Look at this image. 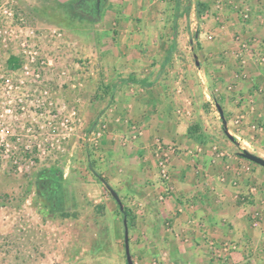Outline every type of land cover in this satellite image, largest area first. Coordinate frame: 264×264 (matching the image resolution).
Masks as SVG:
<instances>
[{
	"label": "rangeland",
	"instance_id": "1",
	"mask_svg": "<svg viewBox=\"0 0 264 264\" xmlns=\"http://www.w3.org/2000/svg\"><path fill=\"white\" fill-rule=\"evenodd\" d=\"M202 1L210 4L206 15L199 19L198 0H185L181 9L192 3L191 10L174 23L176 0H106L94 18L80 0H0V30H7V47L0 44V264H127L125 219L134 264H184L177 253L193 247L196 230L189 234L177 220L182 213L172 176L180 156L194 160L197 176H216L219 187L231 189L226 179L233 175V191L217 193L218 203L232 220L240 208H252L245 220L259 229L264 187L258 179L248 180L247 191L241 185L249 167L261 166L240 153L264 159V110L251 94L253 73L264 65V0ZM253 6L263 13L255 23L263 33L254 37L244 29L253 22L239 16ZM197 32L204 36L198 49ZM253 39L255 52L244 51L243 67L240 45ZM169 46L159 108L152 100L159 93L146 78ZM11 56L20 60L17 69L7 66ZM143 79L142 85L130 81ZM195 124L207 136L203 145L186 143ZM161 149L170 159V192L159 176ZM42 172L55 178L44 196L38 193ZM154 173L162 181L155 186L148 182ZM125 208L134 219L130 228ZM224 234L203 235L209 257L202 264H235L240 239ZM233 243L239 250L227 252Z\"/></svg>",
	"mask_w": 264,
	"mask_h": 264
},
{
	"label": "crops",
	"instance_id": "2",
	"mask_svg": "<svg viewBox=\"0 0 264 264\" xmlns=\"http://www.w3.org/2000/svg\"><path fill=\"white\" fill-rule=\"evenodd\" d=\"M191 1L192 0H189V3ZM251 1L252 0H245V2H247V3H252ZM256 2H258V1H255V3ZM175 4H176V6H179V9H178V11L175 10L174 16H172V17H174V20H173L174 23L176 22L177 18H178V20H180V17L183 16L182 18H185L187 15L186 8L181 9L182 5H185V0H178V2L176 1ZM189 5L192 6V3ZM251 13H252L251 22H253V23L250 26H245L244 29L246 30V32H249V30H250V35L254 37V36H257L258 33H261V34L263 33V32H261V29L258 25L259 23L257 24L258 26H255L256 25L255 23L258 20L257 15H260V13H262V11L255 9V7L253 6L251 8ZM175 16L177 18H175ZM152 34L154 36L156 35L153 32H152ZM203 37L204 36H203L202 32L200 33V35H198V32H197L196 33V39L193 43L195 45L197 43L198 44L202 43ZM172 42H173V40H172ZM198 44H197V46H195L196 49H198ZM261 45H262L261 48L264 52V42H262V40H261ZM190 47L193 48V46H190ZM173 49H174L173 46H171V47L169 46L167 48V51L165 52L166 54H165V56H163L164 59H162V61L159 64H156V66L153 67L150 76H148V78H146L148 80L146 83L151 85L150 89L153 91L157 90V92L159 93L157 95V98L152 99L155 102V103H153V105L154 106L156 105L159 108H162L164 106L163 105L164 101L161 99V96H163L162 93L164 90V82H163L164 79L161 78L160 76H162V74H163L162 71L163 70L166 71V68L169 65V61H170V58H169L170 55L169 54H171L173 52ZM195 58H196V64L199 66V61L197 60V56ZM262 68H263L262 73H259V72H255L256 74L253 73V75H255L254 78H252L254 87L251 90L252 91L251 94L256 92L255 93V95H256L255 101L258 105L262 106V108L264 110V65ZM144 81H145V79L138 80V81L136 80V82H134L133 84L142 85L145 83ZM227 81L223 80V78H220L221 83L222 82L227 83ZM246 92H248V90H243L242 93L245 95ZM258 93H259V95H258ZM217 100L218 99L215 96V101L217 102ZM217 106L219 107L218 110L220 113V108H221V110L223 108L220 105H218V102H217ZM220 114H221V118L223 117L224 120H226L225 119V111L222 110V113H220ZM157 124H159V123H157ZM156 130H157V132L161 133V131H160L161 127H159V128L156 127ZM175 140L177 141L178 139L175 138ZM191 141H192V138H190L189 140H186V143L189 144V143H191ZM178 142H180V141H178ZM192 144H194V142ZM184 147H187V146H184ZM183 155H185V154H183ZM186 158H187L186 156H180L179 158H177L176 159V166L178 168L175 169V171H173L174 168L172 169V171H173L172 182L175 184V187L177 190L175 193L174 202H176V204H178V206H181L178 209V211L180 213H182L180 215L178 214L179 217L177 220H179L178 221L179 226L187 232L191 229H194V230H196V233L191 234V236L188 235V233H187V236H190V239L192 238L194 241V242H192L193 247L190 246L191 245L190 243H188V244L186 243L188 245L187 248H191V247L192 248L188 249V250H184L187 254L185 252H183L182 250H180V252L178 251V253H177L178 257L184 261V264L187 262H188L187 264H202L201 261L205 257L208 256L205 254V248L202 247L204 245L203 235H205L206 232H207V234L217 235L219 230H221L223 232V234L225 233L223 236V239L227 238V239L232 240V241H235V240L237 241V239H240L239 244L241 246L242 252L239 251V252L234 253L233 263H235V264H263L262 260H261L262 261V263H261V261H259V259H256L254 257L252 258V256H256L255 253L258 250L260 251L261 247L264 245V238L262 237L263 236L262 234H264V216L262 215L263 216L262 228H259L256 230H254L252 228V226L245 220L247 218L245 212L248 211L250 213L252 208L246 209V211L241 209V208L240 209L238 208L239 210L236 212V218H234V220H232L230 213L225 212L223 210L224 206L222 205V203L221 202L218 203L217 193L218 194L220 193L219 195L221 197H223L222 195H224L228 192L231 193L230 192L231 189L233 191L234 188H233L232 184L230 183L234 179L233 175H230L226 179L227 180L226 182L229 183V184H227V183L226 184L229 188L231 187V189H226L225 187L224 188L219 187L220 182L216 176H210V177L208 176L209 178H207L208 179L207 180V179H205L204 175H201V177H200V176H197L196 173L194 174V172L191 171L193 169H192V166L190 165V163L194 160L189 159L190 161L187 162ZM210 161L211 160L209 159V157H207L204 161L207 164L206 165L207 168H209L208 164L210 163ZM248 169L249 170L252 169V171L248 172V173H250V174H248L250 177L248 179L247 178L244 179L245 181L243 182V184L245 183V185H241L242 190L243 191L248 190L249 186L247 185V183H248L249 179H251V181L258 179V183L262 184L264 187V168L263 167H259V168L257 167L256 168V166L253 165V167H251V168L249 167ZM156 173H157V171H156ZM245 174H247V173H245ZM251 174H252V176H251ZM154 175H156V176L151 177L150 181H148L149 183H152V185H154L153 183L156 180H158V181L160 180L158 178L157 174L154 173ZM228 179H229V181H228ZM146 180H144V184H145ZM160 182H162V181L160 180ZM160 182H159V184H157V187H159L163 190L164 186H162V183H160ZM135 186L139 188V186L137 184ZM262 195L264 196V194H262ZM171 202H172L171 199H167L165 203L170 204ZM191 203L197 204V207H194V209L189 210L188 206H190ZM169 207H172V205H169ZM170 209L168 210L169 213L167 212V214H166L168 216L172 215L170 213L173 212ZM184 209H185V211L183 212ZM262 213H264V211ZM231 214H232V212H231ZM163 215H164V213H163ZM164 217H165V215H164ZM246 223H248V224H246ZM189 234H190V231H189ZM254 235H256V236H254ZM190 239H188V240H190ZM183 243L185 244V242H183ZM247 256H251L249 258V262H248V258H246ZM207 263L210 264V262L208 260H207Z\"/></svg>",
	"mask_w": 264,
	"mask_h": 264
},
{
	"label": "trees",
	"instance_id": "3",
	"mask_svg": "<svg viewBox=\"0 0 264 264\" xmlns=\"http://www.w3.org/2000/svg\"><path fill=\"white\" fill-rule=\"evenodd\" d=\"M178 2V0H176ZM197 13H198V17L199 19L202 18L204 15H206V11L210 10L209 7H210V4L208 2H204L202 0H198L197 2ZM186 10H187V13L189 12V10L191 9V6L188 5L185 7ZM179 9V6H176V10L178 11ZM176 11V12H177ZM241 11V9H240ZM243 11V10H242ZM205 13V14H204ZM249 13V17L248 19H243L240 16V19L243 21V22H250L252 20V13L251 12H248ZM239 14V13H238ZM178 15V14H177ZM176 15V16H177ZM203 15V16H202ZM175 16V18H177ZM7 66L9 69L11 70H14V69H17L19 66H20V60L18 57L16 56H11L8 61H7ZM131 82H136L135 80H130ZM226 119V118H225ZM227 120V119H226ZM202 130V126L199 125V124H195L194 126H192V128H190L188 130V135L194 140L196 141L198 144L200 145H203L206 143L207 141V136L201 131ZM54 174H51L49 172H42L39 174L38 176V193L41 194V195H48L54 188ZM100 181H103L102 179ZM104 183V182H103ZM106 185V184H105ZM168 192H170V190H168ZM119 205V204H118ZM117 205V206H118ZM119 207V206H118ZM124 215L127 216L128 218V226L129 228L132 226L133 224V217L131 216L130 214V211L125 208L124 209ZM235 246H236V249H232L231 250V253L232 252H235L237 249L239 250V244H236V243H233ZM264 246V245H263ZM263 246L261 247V250L259 251H255V255L256 256H252V258H256V259H259V261H263V264H264V251H263ZM232 255H230L231 257ZM233 257V256H232ZM251 256H247L246 258H248V262H249V258ZM261 261V263H262Z\"/></svg>",
	"mask_w": 264,
	"mask_h": 264
},
{
	"label": "built area",
	"instance_id": "4",
	"mask_svg": "<svg viewBox=\"0 0 264 264\" xmlns=\"http://www.w3.org/2000/svg\"><path fill=\"white\" fill-rule=\"evenodd\" d=\"M246 11L247 12L241 10V17L243 19H245V20L248 19V17H249L248 10H246ZM4 13L8 14V11L6 10ZM10 16H12L11 12H9V17ZM6 34H7V30H4V33H3L2 30H0V44L2 43L3 46L7 47L6 38H5ZM255 44H256L255 40L253 39V41H246V42H244L243 44L240 45L241 54L237 55V57H239V59H240L241 66H243V67L247 66V56H245V52L244 51H247L248 53L252 54V52H255V49L253 48V45H255ZM260 59H258V60H260ZM35 76L38 79L40 75L39 74H35ZM241 76H242V73L241 74H237L235 76V78L238 80V79H240ZM157 163H158L159 176H160L161 180H163L165 182V184H167L166 191L167 192H168V190L172 191L173 188H172V186H170V183H169L170 182L169 181L170 180V170H169L170 169L169 168L170 159H169L168 154L165 153L163 149H161V151H159V153H158ZM256 220L257 221L255 223V227L262 228L263 216H256ZM212 246H213L212 249L217 253L218 249L216 247H214V244ZM231 248L232 249H236V246L234 244H226L225 245V250L227 252L231 251L232 250ZM262 249L264 251V246H263Z\"/></svg>",
	"mask_w": 264,
	"mask_h": 264
},
{
	"label": "water",
	"instance_id": "5",
	"mask_svg": "<svg viewBox=\"0 0 264 264\" xmlns=\"http://www.w3.org/2000/svg\"><path fill=\"white\" fill-rule=\"evenodd\" d=\"M97 5H98V8L100 7L101 5V0H97ZM220 113H222V110L220 108ZM222 122H223V127H224V130H225V133L228 135L229 138H231L233 140V137L229 134V131H228V127H227V122L226 120H224V118L222 117ZM241 157L250 161V162H253L261 167L264 168V159L262 157H259L255 154H252V153H249L248 151H242L240 153ZM104 182V181H102ZM104 184H106L104 182ZM106 187L107 189L110 191V193L112 194L113 198L116 200V202L119 204L121 210H123V206L121 204V201L119 199V196L115 193V191H113L111 189V187H109V185L106 184ZM124 225H125V252H126V260H127V264H134L133 260H132V257H131V252H130V242H129V230H128V227H127V221L126 219L124 220Z\"/></svg>",
	"mask_w": 264,
	"mask_h": 264
},
{
	"label": "flooded vegetation",
	"instance_id": "6",
	"mask_svg": "<svg viewBox=\"0 0 264 264\" xmlns=\"http://www.w3.org/2000/svg\"><path fill=\"white\" fill-rule=\"evenodd\" d=\"M106 0H101V5L98 8L97 0H80V5L83 8V11L90 18H94L93 16H99L101 9Z\"/></svg>",
	"mask_w": 264,
	"mask_h": 264
}]
</instances>
